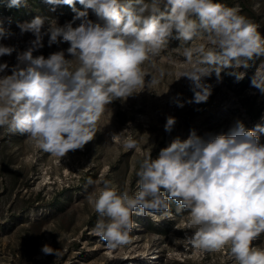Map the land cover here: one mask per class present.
Segmentation results:
<instances>
[{"label":"clouds","instance_id":"obj_1","mask_svg":"<svg viewBox=\"0 0 264 264\" xmlns=\"http://www.w3.org/2000/svg\"><path fill=\"white\" fill-rule=\"evenodd\" d=\"M46 2L72 7L75 15L63 26L42 16L18 25L21 34L31 33L35 39L26 51L17 53L16 65L0 63V73L11 71L0 76V128L27 136L53 157L83 150L99 131L98 123L112 102L127 101L145 89L161 95L155 89L172 73L161 67L158 75L146 80L150 73L144 66H154L174 32L184 57L175 80L187 78L193 93L188 100L181 93L172 98L180 108L208 101L212 85L206 79L213 74L221 82V73L231 70L227 74L239 81L244 78L239 69L248 68L255 57H264V36L258 25L239 14L238 6L214 0ZM77 2L84 10L75 8ZM26 3L7 0L9 8ZM11 35L0 28V40ZM45 35L49 46L67 43L69 47L47 58L34 57L33 51L44 46ZM16 51L0 43V57ZM251 85L264 93V71H256ZM168 91L169 87L164 93ZM176 122L168 116L164 130L171 132ZM258 133H264V125L245 129L237 121L227 134L205 138L191 130L187 139L177 136L157 158L151 157V151L143 158L134 195L127 184L119 190L103 176L89 178L95 187L85 198L99 215L91 234L109 249L131 245L134 212L174 219L170 202H175L176 213L186 214L192 233L177 241L185 248L219 252L228 246L233 264H264V249L252 246L264 234V144ZM123 146L134 149L137 144L128 138ZM41 251L62 256L47 244Z\"/></svg>","mask_w":264,"mask_h":264},{"label":"rangeland","instance_id":"obj_2","mask_svg":"<svg viewBox=\"0 0 264 264\" xmlns=\"http://www.w3.org/2000/svg\"><path fill=\"white\" fill-rule=\"evenodd\" d=\"M218 1L228 7L238 6L239 14L258 25L264 36V0H245L254 13L241 0H214ZM42 6L33 7L27 0L24 7L30 15H24L19 23L7 0H0V28L12 33L0 43L17 50L11 56L0 57V63L7 62L11 68L18 63L17 53L32 46L30 42L35 37L31 33L21 34L19 24L42 16L63 26L75 15L67 5ZM75 8L84 10L78 2ZM88 11L89 18L95 21V14ZM47 28L46 21L43 30ZM175 35L174 32L169 38L168 47L155 59L154 66H144L150 73L146 80L158 75L161 67L172 73L155 89L161 95L145 89L127 101L112 102L98 123L99 131L83 150L70 151L63 158L53 157L38 149L27 136L0 128V264H233L228 246L219 252H206L185 248L177 242L192 233L186 226V214L176 213L175 202H170L174 219H162L160 213L153 219L134 212L136 226L131 232V245L109 249L103 240L91 234L99 215L85 198L95 187L88 183L89 178L95 181L103 176L119 190L127 184L134 195L138 190L136 172L140 161L150 151L151 157L157 158L175 137L187 139L191 130L205 138L227 134L237 121L245 129L264 125V93L251 85L256 71H264V57H255L248 68L239 69L244 73L242 80L228 75L231 70L221 73V82L214 74L206 79L212 85L207 102L186 103L183 108L172 102L177 93L182 94L183 100L193 97L187 78L175 80L179 63L184 60L183 46ZM48 39L45 35L44 46L33 51L34 57L47 58L69 47L67 43L49 46ZM199 42L202 41L194 43ZM66 58L71 57L66 53ZM5 74H11L10 69L0 76ZM168 87L169 91L164 93ZM168 116L177 121L171 132L164 130ZM258 135L264 144V133ZM128 138L136 141V148H124ZM45 244L60 250L62 256L43 254ZM252 246L264 249V234Z\"/></svg>","mask_w":264,"mask_h":264},{"label":"trees","instance_id":"obj_3","mask_svg":"<svg viewBox=\"0 0 264 264\" xmlns=\"http://www.w3.org/2000/svg\"><path fill=\"white\" fill-rule=\"evenodd\" d=\"M30 1V3L33 5V7H38V6H41V5H43L42 7H46V6H49V5H51V6H53L54 8H58L59 7V5H52V4H48L47 2H46V0H29ZM127 1V3L129 2V0H126ZM242 1V5L245 7V8H247V9H249L252 13H254V11L252 10V8H250L249 7V5L247 4V2L245 1V0H241ZM219 2V1H218ZM64 9H67V7L66 8H64ZM10 10H11V13H12V15H13V17H14V19L17 21V22H19V23H21L22 22V20H23V18H24V15H30V13H29V9H26L24 6H21L20 8H10ZM25 13V14H24ZM153 159H155V158H153ZM142 161H140V163H141ZM140 163H139V165H138V167H137V171L139 170V168H140Z\"/></svg>","mask_w":264,"mask_h":264}]
</instances>
